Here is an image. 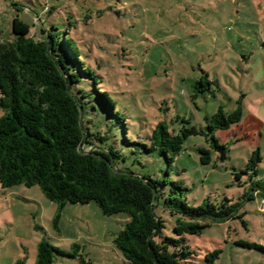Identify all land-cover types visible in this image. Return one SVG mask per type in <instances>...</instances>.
<instances>
[{"label":"rangeland","instance_id":"374dc122","mask_svg":"<svg viewBox=\"0 0 264 264\" xmlns=\"http://www.w3.org/2000/svg\"><path fill=\"white\" fill-rule=\"evenodd\" d=\"M15 18L28 24L34 37L36 24L39 29L43 24L72 41L85 70L81 74L75 64L86 97L83 126L107 137L92 139L93 147L112 146L124 158L119 169L178 183L189 206L204 200L221 206L225 198L228 205H240L234 219L207 218L200 235L186 236L197 253L189 264H205V256L216 250L215 264H264V252L238 245L264 247L261 197L244 198L251 182L264 185V0H0V42L11 40ZM203 73L212 85L199 92ZM239 104L241 121L214 132L224 147L220 160L205 135V118ZM162 121L177 134L189 126L200 132L185 139L170 168L163 156L144 147ZM200 148L211 153L207 165L200 163ZM256 150L257 175L237 181L235 174ZM171 188L164 187L165 193ZM157 214L165 221L164 233L172 236L174 218L161 209ZM128 220L125 213L103 215L94 202L60 207L38 186H0V264H36L43 240L73 255L54 254L53 264H83L80 256L90 264H128L114 244Z\"/></svg>","mask_w":264,"mask_h":264},{"label":"trees","instance_id":"16d2710c","mask_svg":"<svg viewBox=\"0 0 264 264\" xmlns=\"http://www.w3.org/2000/svg\"><path fill=\"white\" fill-rule=\"evenodd\" d=\"M36 28L34 37L31 27L15 18L11 40L0 42L1 188L38 186L46 199L60 207L94 202L105 216L125 213L129 220L116 235L114 244L128 264H189L197 253L187 245L186 236L200 235L207 226L201 221L207 218L215 222L234 219L240 205H228L230 200L225 198L221 206L209 200L189 206L183 199L185 189L178 183L123 171L118 164L124 158L112 146L93 147L92 139L104 142L107 137L92 134L83 126L86 97L79 88L81 79L75 64L81 74L85 70L72 41L62 40L53 27L47 29L42 24L39 29L36 24ZM211 85L203 73L196 89L202 88L199 92H204ZM99 96L109 112H114L107 96ZM241 117L239 104L230 113L220 107L205 118L204 134L211 149L224 151L214 132L228 130ZM182 123L189 125L185 119ZM199 133L189 126L182 127L177 134L162 121L144 147L163 156L170 168L185 139ZM199 154L200 163L209 164L210 151L200 148ZM260 162L256 150L235 179L240 181L248 175L252 181ZM168 184L172 188L165 193ZM257 196L264 199V185L251 182L250 192L244 198L252 200ZM159 209L174 218L172 236L164 233L165 221L157 214ZM238 245L264 252V247L255 243L239 241ZM54 254L73 258L43 240L38 245L36 264H53ZM219 254L217 250L207 254L205 264H215ZM79 259L90 264L82 256Z\"/></svg>","mask_w":264,"mask_h":264},{"label":"built area","instance_id":"2783aa9c","mask_svg":"<svg viewBox=\"0 0 264 264\" xmlns=\"http://www.w3.org/2000/svg\"><path fill=\"white\" fill-rule=\"evenodd\" d=\"M259 211L263 212L264 211V199L260 200V203H259Z\"/></svg>","mask_w":264,"mask_h":264},{"label":"water","instance_id":"95a60500","mask_svg":"<svg viewBox=\"0 0 264 264\" xmlns=\"http://www.w3.org/2000/svg\"><path fill=\"white\" fill-rule=\"evenodd\" d=\"M219 154H220V160H222L224 158L223 151H219Z\"/></svg>","mask_w":264,"mask_h":264}]
</instances>
